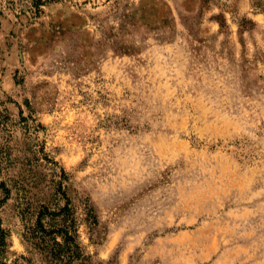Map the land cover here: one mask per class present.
Instances as JSON below:
<instances>
[{
  "label": "rangeland",
  "instance_id": "rangeland-1",
  "mask_svg": "<svg viewBox=\"0 0 264 264\" xmlns=\"http://www.w3.org/2000/svg\"><path fill=\"white\" fill-rule=\"evenodd\" d=\"M12 1L0 0V115L33 193L64 170L86 252L264 264L260 0H63L38 16ZM0 216L14 228L9 205Z\"/></svg>",
  "mask_w": 264,
  "mask_h": 264
},
{
  "label": "trees",
  "instance_id": "trees-1",
  "mask_svg": "<svg viewBox=\"0 0 264 264\" xmlns=\"http://www.w3.org/2000/svg\"><path fill=\"white\" fill-rule=\"evenodd\" d=\"M58 2L63 0H30L29 8L33 16H38L44 6ZM262 5V0L255 2L257 7ZM19 116V122L26 120L22 111ZM11 138L9 118L7 114H1L0 208L9 205L15 222L14 228H10L4 225L0 216V264H103L87 253L80 241L76 211L63 185L64 170L60 169L58 181L50 180L48 195L42 193L44 189L33 193L23 171L25 176L35 181L34 167L17 164L15 159L19 156L15 153L16 147L13 149L9 144ZM43 158L55 163L46 156ZM84 216L89 228L96 225V216L89 205H85ZM13 235L18 238L21 251L12 249Z\"/></svg>",
  "mask_w": 264,
  "mask_h": 264
}]
</instances>
